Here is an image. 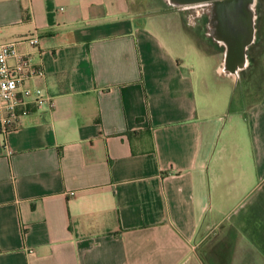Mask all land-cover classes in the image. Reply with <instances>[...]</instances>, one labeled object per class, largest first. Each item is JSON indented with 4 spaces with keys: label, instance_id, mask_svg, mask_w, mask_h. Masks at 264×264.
Here are the masks:
<instances>
[{
    "label": "crops",
    "instance_id": "1",
    "mask_svg": "<svg viewBox=\"0 0 264 264\" xmlns=\"http://www.w3.org/2000/svg\"><path fill=\"white\" fill-rule=\"evenodd\" d=\"M136 10L0 0V43L43 68L26 85L47 97L0 135V264H264V0L237 77L210 33L221 49Z\"/></svg>",
    "mask_w": 264,
    "mask_h": 264
},
{
    "label": "water",
    "instance_id": "2",
    "mask_svg": "<svg viewBox=\"0 0 264 264\" xmlns=\"http://www.w3.org/2000/svg\"><path fill=\"white\" fill-rule=\"evenodd\" d=\"M175 7H207L209 33L225 46L222 70L237 77L256 32V0H168Z\"/></svg>",
    "mask_w": 264,
    "mask_h": 264
},
{
    "label": "built area",
    "instance_id": "3",
    "mask_svg": "<svg viewBox=\"0 0 264 264\" xmlns=\"http://www.w3.org/2000/svg\"><path fill=\"white\" fill-rule=\"evenodd\" d=\"M24 42L38 45V36L32 35ZM17 41L0 43V135L6 136L17 127L21 115L29 112L31 105L40 106L47 97L42 89L27 86L33 78H42L44 70L34 64L29 55L17 49Z\"/></svg>",
    "mask_w": 264,
    "mask_h": 264
},
{
    "label": "rangeland",
    "instance_id": "4",
    "mask_svg": "<svg viewBox=\"0 0 264 264\" xmlns=\"http://www.w3.org/2000/svg\"><path fill=\"white\" fill-rule=\"evenodd\" d=\"M263 0H256V13L259 11V7H262ZM136 7L138 13H150L151 15H159V13H165L166 11H172L180 15L182 18L181 20H171L169 19L165 21V26L168 28L175 27L180 22L184 26L188 28V31L193 34L195 33L196 38L198 39V42L202 44V46L208 50H215V49H221L222 47L219 45H216V42L212 40L211 36L209 35V25H208V13H207V7H175L168 3V0H135ZM163 18V16L161 17ZM257 21V20H256ZM196 61V56L193 57ZM254 69L253 67H250L248 70L243 72L241 74V77L235 85V87H231L228 91V99H227V107L226 111L224 113V117L226 118L229 114H233L235 110H238L242 107V101L244 102L243 97V88L245 87V83L247 77L251 76L253 79L254 76ZM257 74V73H256ZM254 82L251 85V91L252 97L250 99H253V97L256 96L258 89H259V78L258 75L255 76ZM211 82V81H210ZM212 85V86H211ZM211 93H213L217 86L213 83L210 84ZM218 98H222V88L219 87L218 91ZM229 123L227 119H223L215 128V131H212V124H211V130L209 131V137H211V140L213 141L212 145V152L214 153L216 148H219L223 140L226 138V133L229 127ZM227 139V138H226Z\"/></svg>",
    "mask_w": 264,
    "mask_h": 264
}]
</instances>
